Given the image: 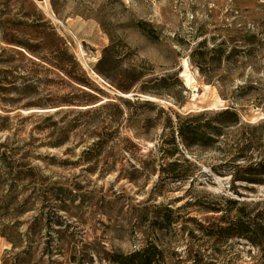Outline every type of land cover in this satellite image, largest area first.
Listing matches in <instances>:
<instances>
[{"label":"rangeland","instance_id":"rangeland-1","mask_svg":"<svg viewBox=\"0 0 264 264\" xmlns=\"http://www.w3.org/2000/svg\"><path fill=\"white\" fill-rule=\"evenodd\" d=\"M51 43L84 84L56 75ZM108 47L118 86L95 72ZM261 161L264 0H0V264H114L149 244L163 264H264V245L199 227L264 209V174L246 172Z\"/></svg>","mask_w":264,"mask_h":264},{"label":"trees","instance_id":"trees-1","mask_svg":"<svg viewBox=\"0 0 264 264\" xmlns=\"http://www.w3.org/2000/svg\"><path fill=\"white\" fill-rule=\"evenodd\" d=\"M23 49L25 50H31L29 47H26L24 45ZM37 48H40L38 46ZM45 50H50V63L53 67L54 71H56V75L69 77L73 80H76L77 82L84 84L81 79H79L77 76L72 75V71L68 70V66L70 65H77L73 56L69 53V51L63 46V44L59 43L58 45H53L51 43L50 46H47ZM112 48L108 47L104 50V56L103 58L98 62L95 72L105 79L106 81L110 82L113 85L118 86L117 81V68H114L111 70L105 69L106 64L110 65V59L108 56V53L111 52ZM33 54H36L35 52ZM111 66V65H110ZM122 74V73H121ZM35 80L37 82L39 81L38 76H35ZM75 81V82H76ZM39 89V85L36 83L25 85L22 90L30 91L33 93H37ZM82 95H85L84 97H91V95L87 93H82ZM54 105H67L71 106L73 103L71 101H67V98H61L57 101H53ZM84 102V101H83ZM86 103H89L87 99H85ZM226 114V113H225ZM194 136L200 137L201 140L202 137H206L205 132H200V134L195 130L191 131ZM185 133H183L184 135ZM202 136V137H201ZM195 137V138H197ZM107 140L105 139H99L97 142H95L87 151H84L82 160H86L90 162L91 160L100 161L102 159V156L104 154L105 147L107 145ZM60 146V145H59ZM246 172H254L255 175H262L264 174V161H261L256 165L255 169H246ZM34 170L28 169L19 171L20 178H30L33 176ZM254 175V176H255ZM243 180V179H242ZM246 182L252 183V184H259L261 181L255 180V179H246ZM170 212V211H169ZM255 210L247 211V209L242 208L238 210L237 217L230 221L227 216L222 218V224L214 225L210 224L209 226L200 225V230L207 236V237H218L219 239L223 241H229L233 238H241L249 241L251 244L261 247L264 245V209L262 211H259V213L255 214ZM159 220L162 221L160 223V226L162 228H165L166 226L171 224V216L166 214L160 217H158ZM110 261L114 264H163L164 256L163 252L158 249V247L154 244H149L147 247L140 251H136L128 256L122 255V254H112L110 256ZM201 264V263H199Z\"/></svg>","mask_w":264,"mask_h":264}]
</instances>
